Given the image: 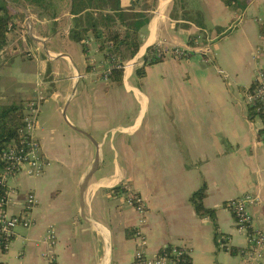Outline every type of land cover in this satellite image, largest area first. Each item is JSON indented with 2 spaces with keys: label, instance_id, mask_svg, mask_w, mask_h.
<instances>
[{
  "label": "crops",
  "instance_id": "0c3cea01",
  "mask_svg": "<svg viewBox=\"0 0 264 264\" xmlns=\"http://www.w3.org/2000/svg\"><path fill=\"white\" fill-rule=\"evenodd\" d=\"M134 1L120 0L124 13L149 15L136 55L154 43L190 45L197 36L209 53L165 56L130 82L133 68L124 70L115 109L108 97V109L103 107L93 82L110 81L103 78L104 53L91 35L85 40L87 55L69 38L76 15L63 13L67 21L54 15V27L33 11L15 18L13 40L0 50V70H21L20 63L8 64L11 51L23 46L31 61L30 78L17 74L28 86L19 100L24 103L38 92L45 97L36 133L46 166L39 176L18 180V198L29 188L37 204L33 224L15 229L2 256L6 264H44L45 253L52 254L54 264H132L140 243L135 236L125 237L127 228H140L145 235L140 248L146 257L167 246H185L189 264H249L242 254L246 237L235 230L225 207L246 196L254 199L247 205L252 225L264 234V143L259 135L264 122L260 116V124L248 118L243 97L256 69H264V37L258 32L264 0H238L234 8L223 0H145L149 7L140 8ZM92 51L103 55V66ZM47 94L55 102L47 101ZM13 100L18 98L5 106ZM72 159L64 175L60 168ZM202 183L203 203L216 210V226L208 216H198L189 201ZM120 184L144 201L142 225L121 191L110 190ZM49 226L55 230L51 246L40 241ZM222 236L236 253L220 247Z\"/></svg>",
  "mask_w": 264,
  "mask_h": 264
},
{
  "label": "built area",
  "instance_id": "2783aa9c",
  "mask_svg": "<svg viewBox=\"0 0 264 264\" xmlns=\"http://www.w3.org/2000/svg\"><path fill=\"white\" fill-rule=\"evenodd\" d=\"M86 44V41H85ZM190 45H173L170 48L159 43L150 44L146 47L142 56L135 55L134 60L123 63L116 62L113 55L107 58L108 64L103 78L108 79L112 68L129 69L135 63L142 66L151 60L162 59L170 56L174 59L189 57L191 53L207 55L208 48L200 45V37L192 39ZM4 50V48H2ZM138 57V59H137ZM210 60V59H208ZM221 73V71H219ZM244 101L247 107H252L258 116L264 120V69L258 67L252 83L243 91ZM45 99L40 92L33 98L23 103L22 124L18 130V136L0 147V264H6L2 256L6 253L17 227L28 228L33 224V209L37 204L35 193L27 188L18 194V180L21 176L34 178L43 173L46 166V158L42 152L41 143L37 136L38 116L40 106ZM264 143V133L259 134ZM124 201L139 213V223H144L145 203L136 192L132 191L127 184L121 191ZM250 196L235 198L227 201L225 207L233 216V224L236 231L246 237V245L242 250L245 260L249 264L264 263V234L252 225V217L247 205L253 203ZM134 236L140 245L145 244L146 237L140 228H135ZM220 247L230 250L231 245L226 236H222ZM44 244L51 246L55 241V230L49 226L45 234L40 238ZM135 250L132 264H184L182 257L187 256L189 250L185 246H171L168 251L159 250L153 257H146L142 249ZM164 249V248H163ZM44 264H54L51 253L44 254Z\"/></svg>",
  "mask_w": 264,
  "mask_h": 264
},
{
  "label": "trees",
  "instance_id": "16d2710c",
  "mask_svg": "<svg viewBox=\"0 0 264 264\" xmlns=\"http://www.w3.org/2000/svg\"><path fill=\"white\" fill-rule=\"evenodd\" d=\"M238 0H223L225 5L234 8ZM4 0H0V50L9 44V34L15 24L16 12L8 13L9 10L2 4ZM143 3V0H141ZM155 2V0H154ZM110 9L114 12L110 14H104L103 17L97 21H93L90 26H81L79 28H70L69 38L81 45L82 52L87 55V49L85 40L92 36L97 45L98 51L104 53V56L108 58L113 55L116 62L123 63L132 59L138 52L140 41V29L149 20L147 13L137 11L133 15L135 17L132 26H124L123 22V9L120 6V0H110L108 2ZM146 7H149L146 4ZM114 13V14H113ZM131 15V16H133ZM258 32L260 36L264 37V24H259ZM193 39V38H192ZM192 39L189 43H192ZM11 43L10 46H12ZM151 46L147 48L150 49ZM14 49V48H13ZM15 53V51H11ZM161 59L151 60L149 63H144L142 66L136 68V74L138 77H143L145 73V67L153 63L159 62ZM87 69L89 66L87 65ZM124 76L123 68H112L109 80L114 84H122ZM22 104L23 100H13L9 105L0 109V147L5 143L15 139L18 136V130L22 124ZM247 115L249 119H253L257 113L252 107L247 108ZM264 122V120H263ZM259 133H264V126L259 130ZM111 191L118 193L124 190V185L120 184L110 189ZM206 195V185L202 183L189 197V201L192 204L194 212L198 216H208L214 226H216V210L213 208H207L203 199ZM135 229H125V237L129 238L134 236ZM222 240L220 239V242ZM171 246L161 248L160 250L168 251ZM230 252L236 253L237 249L233 246L230 247ZM184 264H189V258L187 256L182 257Z\"/></svg>",
  "mask_w": 264,
  "mask_h": 264
},
{
  "label": "rangeland",
  "instance_id": "374dc122",
  "mask_svg": "<svg viewBox=\"0 0 264 264\" xmlns=\"http://www.w3.org/2000/svg\"><path fill=\"white\" fill-rule=\"evenodd\" d=\"M5 2H2V4L9 10L8 13L16 12L19 15H23L24 11L27 10L28 12L33 11L36 12L40 16H44L48 23L51 24V27L55 26V23L53 22V16L58 15L60 16V20L67 21V15L63 18L61 15L63 13H71L76 15V18L72 20L70 28H79L81 26H90L93 23V19H100L103 17L104 14H110L111 12H114L110 9L108 2L110 0H4ZM177 2L180 4V0H177ZM146 2L143 0V3L140 2L139 5H136V8L140 7H146ZM152 5L154 3L152 2ZM114 14V13H113ZM135 17L134 15L131 16L128 13H125L123 15V24L124 26H132L133 21ZM26 52L24 50L23 46L19 47V51L17 53L12 54V57L9 60L8 66H11V63H20L21 70L19 69H1L0 70V109H2L7 103L8 100H11V98H18L21 99L23 96L21 94H25L28 91V86L21 84L20 77L17 76V74L25 73V79L30 78V69L29 65L31 61L25 56ZM92 55L97 59L101 60V63L99 65L103 66V55L99 52L92 51ZM139 56V55H138ZM22 57V58H21ZM139 66L135 63L129 69H132L130 74L128 75L127 81H131L134 76H137L136 74V68ZM104 69V68H103ZM106 69L103 70L102 73L105 72ZM21 71V72H20ZM220 70H218L219 72ZM222 71V70H221ZM10 73V74H9ZM218 74V73H217ZM219 76H225V72L222 71V73L219 72ZM102 77V76H101ZM94 85L100 89V92L102 94V101L104 108L108 109V99L110 100L111 108L115 109L117 108L118 104V97L119 94L117 92L118 86L123 85H117V84H111L110 81L107 82L99 79H96V81H93ZM107 87V88H105ZM123 94V93H121ZM22 96V97H21ZM48 99L47 101L51 102L53 101L51 99L52 94H47ZM55 102V101H53ZM40 116H43V113H40ZM61 118V121L63 122V127L65 130H68L69 125L66 123L64 116L61 114L59 115ZM255 120L257 124H260V118L258 115L255 116ZM74 159L69 160L67 163V167L63 166L60 168V172L64 175L68 174L70 169L72 168V165L74 164ZM57 170H54L56 173ZM59 172V173H60ZM32 179L25 180V184H30ZM20 199V198H19Z\"/></svg>",
  "mask_w": 264,
  "mask_h": 264
},
{
  "label": "water",
  "instance_id": "95a60500",
  "mask_svg": "<svg viewBox=\"0 0 264 264\" xmlns=\"http://www.w3.org/2000/svg\"><path fill=\"white\" fill-rule=\"evenodd\" d=\"M141 2V0H135L132 4H135V3H140ZM135 57V56H134ZM134 57L131 59V62H132V60H134ZM90 174H91V172H89L88 174H87V178L90 176Z\"/></svg>",
  "mask_w": 264,
  "mask_h": 264
}]
</instances>
